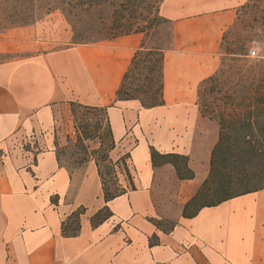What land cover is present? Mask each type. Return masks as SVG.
<instances>
[{
    "label": "crops",
    "instance_id": "1",
    "mask_svg": "<svg viewBox=\"0 0 264 264\" xmlns=\"http://www.w3.org/2000/svg\"><path fill=\"white\" fill-rule=\"evenodd\" d=\"M244 1L160 2L171 39L164 103L151 108L137 100L110 105L143 33L27 54V44L0 38V52L16 54L0 61V264H264V188L182 215L218 140V123L198 108L197 87L218 69L223 34ZM71 101L110 105L135 189L105 202L93 160L72 170L59 162L56 135L59 124L69 126ZM149 145L187 155L194 176L180 179L170 163L152 166ZM104 205L110 217L92 226ZM79 206L80 230L64 236L61 223ZM165 218L174 223L166 231L151 221Z\"/></svg>",
    "mask_w": 264,
    "mask_h": 264
},
{
    "label": "trees",
    "instance_id": "2",
    "mask_svg": "<svg viewBox=\"0 0 264 264\" xmlns=\"http://www.w3.org/2000/svg\"><path fill=\"white\" fill-rule=\"evenodd\" d=\"M112 1L114 2V0H87L84 10L90 11L96 6H102ZM125 1L128 0L122 2ZM79 3L83 4V2ZM73 7L75 8V6ZM50 8L52 7L48 6L47 10H50ZM161 23H170V21L160 16L156 9V14L149 20L147 26L133 28L131 24H116L112 26L111 31L103 32L96 38L87 36L73 41V43L88 44L132 33L145 34L146 31ZM223 38L224 34L222 40ZM170 39L169 35L168 43ZM167 48V46L161 44L145 47L142 41L123 72L115 91L114 101L110 105L123 100H137L144 108L162 105L164 103L163 57ZM224 53L235 55V60H239L237 58L242 54L231 51H225ZM222 76V69L218 68L213 74L203 78L197 87L198 108L203 116L218 123L219 131L218 140L210 154L208 176L201 183L196 194L184 204L182 215L185 217L195 215L203 206L216 205L241 194L264 188V80H252L247 88L248 91L243 94L239 90L237 82L225 83L226 81L222 80ZM230 80H233V78ZM110 105L96 106L76 101L70 102V113L74 124L76 113L79 112L104 116L106 140L109 142H99L100 147L93 150L94 153L103 151L104 154L100 159L90 155L85 162L94 161L100 177L105 202L124 194L128 190L135 189L132 181L133 175L130 173V166L128 167L129 163L127 164L124 159L125 154L117 160H112L109 156L116 143L107 115V109ZM82 126L84 134L74 126L76 131L75 143H80L87 150V147L84 146V140L89 139L90 134L97 135L99 133V124L96 125L95 129L92 128L93 130L89 129L88 125L87 128ZM149 149L152 166L170 163L174 166L180 179H190L194 176L193 171L188 167L187 155L172 152L160 153L152 145H149ZM88 153H90L89 150ZM125 153L129 159V152ZM100 162H106L109 171L117 168L119 172H123L127 178V185L117 186L114 190H111L105 183ZM51 200L56 202L54 197ZM84 212L85 208L79 206L62 221L61 230L64 236L77 235L80 230L81 215ZM110 215L111 211L107 205H104L91 215L90 223L92 226H97ZM151 221L165 231L172 228L174 224L172 222L169 227H164L160 220L151 219ZM155 241V237H152L150 244L155 243Z\"/></svg>",
    "mask_w": 264,
    "mask_h": 264
},
{
    "label": "rangeland",
    "instance_id": "3",
    "mask_svg": "<svg viewBox=\"0 0 264 264\" xmlns=\"http://www.w3.org/2000/svg\"><path fill=\"white\" fill-rule=\"evenodd\" d=\"M122 1L124 0L107 2L88 11L84 10L87 0H0V38L9 35L23 42L22 44H27L29 50L25 54L64 49L78 45L73 41L87 36L96 38L103 32H109L116 24H131L133 28L147 26L161 2L159 0H128L123 3ZM48 6L52 8L47 10ZM170 25V23H161L146 31L143 34L144 46L161 44L168 47ZM104 41L88 44H100ZM251 45H256L255 55L249 52ZM225 51L242 54H239L237 58L239 60H235V55L224 53ZM219 53L218 68L222 69V80H225V83L237 82L243 94L248 91L247 88L252 80H264V0H245L237 8L233 23L224 32ZM11 55L16 54L0 52V61L8 59ZM232 78L233 80H230ZM75 119L74 124L71 115L67 121L69 126H66L65 122L58 125L55 141L59 162L71 170L80 167L90 155L100 159L104 154L103 151L94 153L93 150L100 147L99 142L108 141L103 115L79 112L76 113ZM97 124H99V133L90 134L89 139L84 140L87 150L80 143H75L74 126L84 134L82 125L84 128L88 125L89 129L93 130ZM67 129L70 132H67ZM134 137H130L132 144ZM118 144L116 141L115 148L109 156L112 160H117L125 154L124 159L128 164V156L125 153L127 151L119 150ZM100 165L105 183L111 190L117 186L127 185V178L123 172H119L117 168L109 171L106 162H100ZM129 170L132 175L130 167ZM172 222L170 218L161 221L164 227H169Z\"/></svg>",
    "mask_w": 264,
    "mask_h": 264
},
{
    "label": "built area",
    "instance_id": "4",
    "mask_svg": "<svg viewBox=\"0 0 264 264\" xmlns=\"http://www.w3.org/2000/svg\"><path fill=\"white\" fill-rule=\"evenodd\" d=\"M256 51V45H251L249 50L250 54L255 55Z\"/></svg>",
    "mask_w": 264,
    "mask_h": 264
}]
</instances>
